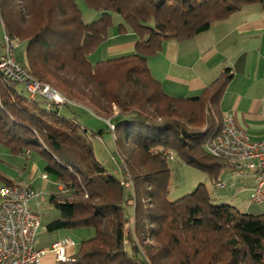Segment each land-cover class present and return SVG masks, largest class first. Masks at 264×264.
Masks as SVG:
<instances>
[{
	"label": "trees",
	"instance_id": "1",
	"mask_svg": "<svg viewBox=\"0 0 264 264\" xmlns=\"http://www.w3.org/2000/svg\"><path fill=\"white\" fill-rule=\"evenodd\" d=\"M83 1L97 18L86 21L77 0H0V30L24 46L17 49L20 64L67 98L32 95L0 70V143L14 155L38 153L44 174L62 186L50 195L60 216L47 230L93 231L74 260L60 263L264 264V213L215 204L203 183L167 197L172 159L206 171L217 185L220 171L237 165L206 147L224 126L219 103L233 73L222 71L187 97L168 94L148 68L166 40L190 39L264 0ZM111 28L119 36L130 29L135 50L93 61ZM79 105L108 120L122 176L97 159L89 128L74 111Z\"/></svg>",
	"mask_w": 264,
	"mask_h": 264
},
{
	"label": "crops",
	"instance_id": "2",
	"mask_svg": "<svg viewBox=\"0 0 264 264\" xmlns=\"http://www.w3.org/2000/svg\"><path fill=\"white\" fill-rule=\"evenodd\" d=\"M107 42L109 44L103 55L117 56L134 51L136 37L129 29L125 35L111 33ZM148 68L168 94L187 97L199 95L214 83L222 71L230 69L233 77L219 103L220 111L224 118L231 115L236 127L245 131L251 140L264 138L263 4L248 5L190 39L166 40L162 49L149 57ZM32 155L28 152L14 155L0 143V187L19 183L33 187L32 182H25V176L18 169L24 162L29 178L34 177L38 166L36 162L33 163ZM245 178L251 180L249 186H254L255 176L252 171ZM64 230H47L51 239L43 241L40 227L35 246L49 249L55 241L70 237L69 231ZM73 241L75 244L67 248L70 257L79 248V242ZM40 264L61 263L54 253L46 252Z\"/></svg>",
	"mask_w": 264,
	"mask_h": 264
},
{
	"label": "built area",
	"instance_id": "3",
	"mask_svg": "<svg viewBox=\"0 0 264 264\" xmlns=\"http://www.w3.org/2000/svg\"><path fill=\"white\" fill-rule=\"evenodd\" d=\"M17 49L18 44L5 33L0 70L11 79L25 82L32 95L43 94L58 103L66 102L67 98L61 93L29 75L17 59ZM206 147L211 154L228 158L252 171L255 184L251 199L255 203H264V138L251 140L245 131L236 127L229 115L224 119L222 130L207 141ZM43 177L47 178V175ZM38 195L31 185L19 183L0 187V264H40L46 252L54 253L59 262L74 260L67 254L68 246L75 244L71 238L55 241L49 249L35 246L42 216L29 204Z\"/></svg>",
	"mask_w": 264,
	"mask_h": 264
},
{
	"label": "rangeland",
	"instance_id": "4",
	"mask_svg": "<svg viewBox=\"0 0 264 264\" xmlns=\"http://www.w3.org/2000/svg\"><path fill=\"white\" fill-rule=\"evenodd\" d=\"M77 2L83 11V17L86 21H90L98 17V12L88 7L83 0H77ZM114 17V23L117 24L120 16L115 14ZM116 30L117 28H111L110 32L113 33ZM3 40L4 34L3 31L0 30L1 45ZM108 44L109 42L105 43L101 46L102 50H97V52L91 56L93 61L101 59L102 57H107L103 56V53L106 45ZM23 48V45L18 46V53L22 51ZM1 51L2 48L0 49V52ZM19 86L24 88L25 84L21 83ZM74 111L77 113L79 121L85 127L89 128L88 137L93 143L97 159L107 167L110 173L117 177L122 176L120 167L121 164L119 159L113 153L115 150L113 135L106 132L108 120L100 117L98 114L84 106H74ZM62 112L68 115L72 114V111L68 109H63ZM100 129L105 130L104 135H100L98 133ZM95 131L96 133H94ZM32 156L34 157L33 163L36 162L38 166L34 177L29 178V171L27 174V170L24 169V162L21 163L18 169H20L23 176H25V182H32L35 192L39 193L37 197L30 201L29 205L32 210L39 212L42 216L41 232H43V241H46L51 239L49 233L46 232V225L53 219L60 216L58 210L49 200L52 193L59 191L60 184L53 175H48L47 178H44L45 160L36 152H34ZM25 159L23 161H25ZM169 166L171 169V175L168 184L167 197L171 201L193 192L200 185V183H203L212 198V202L215 204L228 203L236 206L242 212L252 214L264 213V203H255L251 199L253 185L249 186L251 180L245 178L246 175L251 173V171L241 165H238L241 168L236 166L224 167L218 175V179L221 180V183L218 185L216 180H212L206 171L193 165H188L180 161L178 158L170 160ZM45 180L47 181L46 186L44 187ZM245 182L247 184H245ZM63 231L66 230L63 229ZM68 231L70 238L79 243L81 240L93 235V231L87 232L83 229H68Z\"/></svg>",
	"mask_w": 264,
	"mask_h": 264
}]
</instances>
